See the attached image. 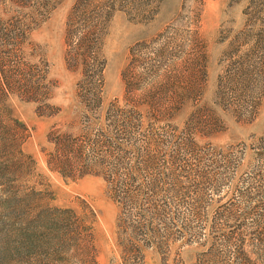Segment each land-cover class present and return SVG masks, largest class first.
I'll return each instance as SVG.
<instances>
[{
  "label": "rangeland",
  "instance_id": "rangeland-1",
  "mask_svg": "<svg viewBox=\"0 0 264 264\" xmlns=\"http://www.w3.org/2000/svg\"><path fill=\"white\" fill-rule=\"evenodd\" d=\"M18 1L0 0V264H264V0H153L101 29L75 0Z\"/></svg>",
  "mask_w": 264,
  "mask_h": 264
},
{
  "label": "trees",
  "instance_id": "trees-1",
  "mask_svg": "<svg viewBox=\"0 0 264 264\" xmlns=\"http://www.w3.org/2000/svg\"><path fill=\"white\" fill-rule=\"evenodd\" d=\"M24 1V2H23ZM153 0H75L72 6L71 15H75L79 24L85 29H101L115 11H126L134 16H145ZM18 2H21L19 0ZM33 2L34 4H31ZM23 6H31L37 16H42L46 12L48 0H22ZM27 3L29 5H27ZM73 36L74 32L66 29V35ZM86 37L79 41L77 46L82 60L87 63L88 68L82 73L80 79V88L85 89L91 94V100L96 103L100 102L99 84L100 71L102 69L101 61L96 57L97 37L95 31L87 32ZM21 30H17L14 38L17 39ZM82 81V82H81ZM92 86V87H91Z\"/></svg>",
  "mask_w": 264,
  "mask_h": 264
}]
</instances>
